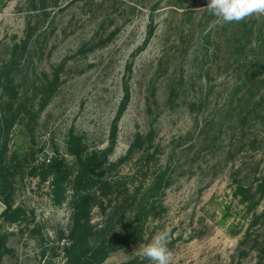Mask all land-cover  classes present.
Wrapping results in <instances>:
<instances>
[{"label": "rangeland", "instance_id": "rangeland-1", "mask_svg": "<svg viewBox=\"0 0 264 264\" xmlns=\"http://www.w3.org/2000/svg\"><path fill=\"white\" fill-rule=\"evenodd\" d=\"M207 3L0 0V214L22 210L0 216V264H64L70 136L107 156L99 264H151L160 232L171 264H264V14L217 23ZM52 158L58 202L30 174Z\"/></svg>", "mask_w": 264, "mask_h": 264}, {"label": "trees", "instance_id": "trees-1", "mask_svg": "<svg viewBox=\"0 0 264 264\" xmlns=\"http://www.w3.org/2000/svg\"><path fill=\"white\" fill-rule=\"evenodd\" d=\"M69 152L74 157L76 170L70 181L72 216L71 226L66 236L63 253L64 264H99L113 249L115 237L110 241L104 227L96 228L90 222V212L95 204L96 194L109 188L110 184L103 177L108 169L107 156L103 151H88L79 137L70 136ZM40 182L50 178V184L55 195V201H60L66 191L65 182L71 176L70 170L61 159L52 158L45 163L39 172H30ZM6 187V186H5ZM3 186V190L5 188ZM5 209L0 216L9 222H15L22 216V210L12 209L7 200L3 201ZM122 219L120 222L122 224ZM124 228L121 241L135 232L139 237L138 223L129 221L122 225ZM1 259V252H0Z\"/></svg>", "mask_w": 264, "mask_h": 264}, {"label": "clouds", "instance_id": "clouds-1", "mask_svg": "<svg viewBox=\"0 0 264 264\" xmlns=\"http://www.w3.org/2000/svg\"><path fill=\"white\" fill-rule=\"evenodd\" d=\"M207 9L217 23L241 22L252 15L264 14V0H208ZM168 233H157L140 249L151 264H171L173 253L167 247Z\"/></svg>", "mask_w": 264, "mask_h": 264}]
</instances>
